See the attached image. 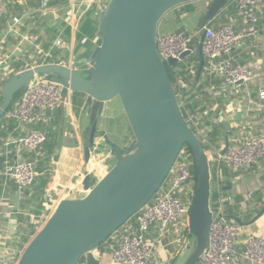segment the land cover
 Segmentation results:
<instances>
[{
	"label": "water",
	"instance_id": "1",
	"mask_svg": "<svg viewBox=\"0 0 264 264\" xmlns=\"http://www.w3.org/2000/svg\"><path fill=\"white\" fill-rule=\"evenodd\" d=\"M198 0H108L99 17L100 45L87 75L62 64H42L17 73L2 85L0 122L16 95L37 75H47L70 92L87 95L91 132L85 148L89 163L95 147L116 153V164L98 182L85 174L86 192L61 200L48 222L32 238L18 264H102L96 252L111 235L138 214L160 190L182 149L193 154L196 192L189 230L194 248L183 264H197L209 243L212 221V173L206 149L186 122L169 69L157 49L158 25L172 9ZM226 5L216 0L201 27L214 20ZM198 45L171 59L173 72L196 50L200 51V79L204 58ZM118 99L134 136L126 148L99 131L98 115L105 103ZM101 135L97 146L96 138ZM228 148V143L224 152ZM264 215V209L251 221ZM245 225L241 220H238Z\"/></svg>",
	"mask_w": 264,
	"mask_h": 264
},
{
	"label": "crops",
	"instance_id": "2",
	"mask_svg": "<svg viewBox=\"0 0 264 264\" xmlns=\"http://www.w3.org/2000/svg\"><path fill=\"white\" fill-rule=\"evenodd\" d=\"M75 1L76 15L72 8L73 0L53 2L46 10L40 8V0H0L1 85L27 68L48 63L63 64L82 75L88 74L94 63V52L101 42L99 9L103 0ZM215 2L216 0H198L172 9L160 21L157 36L181 30L192 34L199 32L209 9ZM258 12L260 16L258 37L243 39L235 50V56L240 63L256 65L264 72V3ZM15 16H20L23 20L17 28L20 36L7 33L8 23ZM88 16L95 22L96 32L93 36H88L84 31ZM227 22L232 23L237 32L245 31V24L236 15L230 0H226L224 9L215 18L213 24ZM2 36H7L6 40H3ZM58 39L62 40L63 46L55 45ZM198 43V38L192 41V45ZM78 60L84 62L85 67L76 70ZM183 64L195 73L191 85L185 87L193 94V106L201 111H209L205 123L209 129L208 139L214 148L224 149L232 137L240 131L248 135L264 129V100L259 99L255 87L252 86L239 94L230 89H227V92L221 91L222 81L207 75L204 67L198 79L201 65L198 50L181 63ZM195 68L198 70L195 71ZM176 82L177 87L182 89L183 83ZM74 93L65 91L66 102L52 114L50 124L37 121L28 125L24 131L39 130L45 132L48 137L41 157L50 159L48 167L51 177L44 191L37 188L41 175L38 169L36 184L24 193H20L14 183H5L0 176V258L18 257L20 252H24L32 238L46 224L47 220L42 219L41 216L48 212L49 196L65 200L79 195L84 190L85 173L94 169L95 163L101 160L102 154L98 155L95 147L90 162L86 163L85 148L89 144L91 132L90 113L85 107L88 97L85 94L75 98ZM119 113L124 114L123 108L119 111L104 104L98 115L104 129L101 132H106L108 136L111 129L107 130V128L112 124L116 125V119L119 123L122 122ZM105 123H109L106 128H104ZM215 127L219 132L215 138L216 144L211 140V133ZM129 130L131 131L130 128ZM1 133L4 136L0 137V169L3 139L11 134L19 135L22 131L17 129L14 120L5 118L1 122ZM110 140L115 143L113 139ZM100 142L101 139L97 137V146ZM222 170L223 194L230 196L234 201V204L229 206L228 212L232 211L235 219L240 217L245 223L239 240L240 246L244 245L246 237L251 234L264 237V215L255 223L247 224L264 209V165L259 164L246 171L232 172L224 167ZM101 177L104 176L100 173L97 181ZM216 177V170L212 167V179ZM47 190H50V195L46 194ZM181 231V226L169 230L156 256L158 263L175 264L184 251H188L186 258L188 257L192 236L188 232H184L185 236H182ZM156 234L157 231L153 228L151 236ZM113 244L114 241H111L108 252L100 254L102 264H114L111 257ZM239 264L248 263L240 261Z\"/></svg>",
	"mask_w": 264,
	"mask_h": 264
},
{
	"label": "built area",
	"instance_id": "3",
	"mask_svg": "<svg viewBox=\"0 0 264 264\" xmlns=\"http://www.w3.org/2000/svg\"><path fill=\"white\" fill-rule=\"evenodd\" d=\"M57 1L59 0H40V8L49 9L51 3ZM107 2L108 0L101 2L99 9L101 12ZM263 3L264 0H230L236 15L243 20L246 27L245 31L240 33L236 31L232 23L216 25L213 24L214 19L195 34L181 30L157 36L160 57L171 69V59H178L190 50L192 41L195 38L200 41L202 34L205 33L202 55L206 74L222 81L221 91L227 92V89H230L239 94L253 86L257 89L259 99L264 100V72L256 65L240 63L235 56V50L243 39L258 37L260 32L258 10ZM75 7L76 1L73 0L74 11ZM76 13L75 11V15ZM22 22V17H13L8 23L7 33L20 36L17 28ZM6 38L7 36H2L3 40ZM83 41L86 42V40ZM55 45L63 46L62 40L58 39ZM175 87L177 88L176 84ZM181 87L183 88L175 89V92L182 113L184 112V118L206 149L211 173L212 167L217 173V177L212 179L210 205L212 221L209 243L197 264H239L240 261L248 264H264V237L251 234L246 237L244 245L240 246L239 240L244 226L238 221L241 220L240 217L234 219L229 216V206L234 204V201L222 191L223 167L228 171L237 172L250 170L259 164L264 165V129L248 135L240 131L232 137L225 152L223 148H214L208 139L209 129L205 123L209 111L195 108L193 94L184 84H181ZM66 90L61 83L51 77L37 75L22 92L14 107L5 114L6 119L16 122L17 129L22 133L11 134L3 139L0 176L5 183H14L20 193L32 189L36 184L42 149L48 140L43 131H24L28 125L37 121L50 124L52 114L66 102ZM1 95L2 85L0 84ZM98 155L101 156V160L95 163L94 169L86 172L95 182H98L99 174L103 173V167H110V161L116 160V153L111 150L107 155L99 152ZM193 167H195L193 154L183 148L160 190L139 212L135 221L126 222L112 235L114 244L111 248V257L114 264H160L156 261V256L169 230L172 227L181 226L182 236H185L184 232H190V209L196 192V176ZM84 193L89 192L84 189L76 197ZM46 194L50 195V190H47ZM214 195L216 197H213ZM49 197L48 212L41 216L42 219L47 220L46 223L61 201L60 198L54 199L51 195ZM249 197L251 198L252 195ZM153 228L157 231L155 236H151ZM96 252L102 253L99 249ZM22 254L23 252H20L18 257L0 258V264H18ZM79 264H86L85 259Z\"/></svg>",
	"mask_w": 264,
	"mask_h": 264
},
{
	"label": "trees",
	"instance_id": "4",
	"mask_svg": "<svg viewBox=\"0 0 264 264\" xmlns=\"http://www.w3.org/2000/svg\"><path fill=\"white\" fill-rule=\"evenodd\" d=\"M84 31H85V33L86 34H88V36H93L94 35V33L96 32V28H95V22L93 21V20H91L90 19V17L88 16L87 17V20H85V29H84ZM198 68V67H197ZM198 69H196L195 68V71H197ZM194 71V72H195ZM194 75H195V73H193L189 68H188V66L187 65H181V68H180V70L178 71V72H175L174 74H173V81H174V83L176 84L177 82L176 81H179V83H185L184 85H191V82H193V79H194ZM178 88V87H177ZM22 92H23V90L22 91H20L17 95H16V97H15V99H14V101H13V104H12V106L9 108V110L11 109V108H13L14 107V105H15V103H16V101H17V99L20 97V95L22 94ZM75 94V98L76 97H79L80 95H85L84 93H81V92H75L74 93ZM2 101H3V96L1 95L0 96V105H1V103H2ZM82 103V102H81ZM184 113V112H183ZM5 119V116L2 118V120H1V122L3 121ZM1 122H0V126H1ZM216 128L217 127H215V129L212 131V133H211V140H212V142L214 143V144H216V140H215V138L219 135V132H218V130H216ZM3 137L4 135H3V133H1L0 134V137ZM46 145V144H45ZM44 145V146H45ZM184 149H186L187 151H189L190 153H192V150H191V148L188 146V145H186L185 147H184ZM48 161H50V159H48V158H43L42 159V157H41V162H40V164H39V168H38V170H39V172H40V177H39V185L37 186V188L38 189H40L41 191H44V189L47 187V185H48V183L50 182V177H51V171H50V168L48 167ZM194 168V172H195V167H193ZM195 176H196V172H195ZM139 214V213H138ZM138 214H136L135 216H133L130 220H128L127 222H134L135 221V218L138 216ZM229 216L231 217V218H236L234 215H233V213H232V211H230L229 212ZM188 234L189 235H191L189 232H188ZM192 236V235H191ZM112 241V235H111V237L105 242V243H103L100 247H99V249H101V251H102V253H105V252H108V250L110 249V245H109V243ZM82 261H84V258H82L81 259V262Z\"/></svg>",
	"mask_w": 264,
	"mask_h": 264
},
{
	"label": "rangeland",
	"instance_id": "5",
	"mask_svg": "<svg viewBox=\"0 0 264 264\" xmlns=\"http://www.w3.org/2000/svg\"><path fill=\"white\" fill-rule=\"evenodd\" d=\"M84 67H85V63L84 62L79 61V60L76 61V68H75L76 70H79V69L84 68ZM167 68L169 69V75L171 77V81L173 83V86H174L175 89H177L175 87V83L173 81V77H174L173 74H174V72L170 69V66H167ZM106 104L109 106V108H113V109H116V110H119V111L122 110L121 103H120V101L118 99L112 100V101H110V102H108ZM119 115H120V119H122V122L119 123L118 119H116V121H115L116 122V125L113 126V124H112L110 127L107 128V130L108 129H111V131H109L108 136H109V139H113L115 141V143L119 144L123 148H126L128 145L131 144V142H133L134 136L132 134V131L129 130L130 126H129V123H128L126 117H125V114L119 113ZM98 120H99L98 121L99 131H102L104 129H102L103 127L101 126L102 121L100 119V116H98ZM108 124L109 123H107L104 126V128H106L108 126ZM97 137L101 139V135H98ZM109 150H110L109 148L103 147L100 152L101 153H104V154H107L109 152ZM115 164H116V160H111L110 161V167H108V166L106 168L103 167L102 176H105L106 173L109 172L112 169V167L115 166ZM92 181L95 182L94 179H92ZM190 238H191V240H190L191 247L190 248H191V251H192L193 248H194V241H195V239L193 237H190ZM191 251L189 253H191ZM187 253H188V251L182 252L179 255V257L177 259V262L175 264H183V262L187 259L186 258Z\"/></svg>",
	"mask_w": 264,
	"mask_h": 264
}]
</instances>
